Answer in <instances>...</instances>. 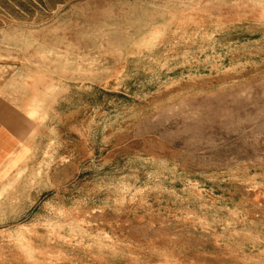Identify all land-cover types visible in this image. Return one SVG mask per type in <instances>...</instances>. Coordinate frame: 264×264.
<instances>
[{
	"label": "rangeland",
	"instance_id": "rangeland-1",
	"mask_svg": "<svg viewBox=\"0 0 264 264\" xmlns=\"http://www.w3.org/2000/svg\"><path fill=\"white\" fill-rule=\"evenodd\" d=\"M60 1L3 32L45 107L15 264H264V0Z\"/></svg>",
	"mask_w": 264,
	"mask_h": 264
},
{
	"label": "crops",
	"instance_id": "crops-1",
	"mask_svg": "<svg viewBox=\"0 0 264 264\" xmlns=\"http://www.w3.org/2000/svg\"><path fill=\"white\" fill-rule=\"evenodd\" d=\"M60 6V0H0V264L21 261L20 256L13 255L14 228L22 226L23 217H28L30 210L35 213L41 209L38 205L42 191L32 185L30 177L39 157L38 132L45 113L44 103L37 102L33 115H29L32 108L28 104L29 95L24 92L30 77L22 75L28 72V67L12 62L13 56L21 52L2 43L3 32L13 21L29 22L28 18L14 19V11L28 17L30 8ZM36 73L33 79L38 78Z\"/></svg>",
	"mask_w": 264,
	"mask_h": 264
}]
</instances>
